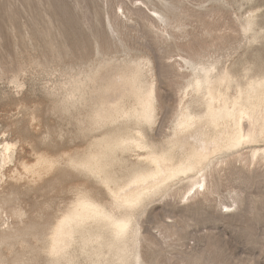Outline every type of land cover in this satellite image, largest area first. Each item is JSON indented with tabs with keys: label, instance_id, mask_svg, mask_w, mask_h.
Returning a JSON list of instances; mask_svg holds the SVG:
<instances>
[{
	"label": "rangeland",
	"instance_id": "374dc122",
	"mask_svg": "<svg viewBox=\"0 0 264 264\" xmlns=\"http://www.w3.org/2000/svg\"><path fill=\"white\" fill-rule=\"evenodd\" d=\"M139 61L150 64L156 88L147 136L162 145L202 65L228 73L231 94L264 77V0H0V142L17 143L0 181V264H51L48 234L80 192L111 206L107 189L70 159L119 124L95 126L89 88L76 105L69 93L102 65ZM136 157L118 159L130 166ZM40 158L53 168L33 174L22 166ZM122 164L118 176L127 173ZM207 178L209 195H159L140 211L143 264H264V164L231 156ZM234 198L228 211L223 204ZM76 260L93 264L87 253Z\"/></svg>",
	"mask_w": 264,
	"mask_h": 264
},
{
	"label": "bare ground",
	"instance_id": "6f19581e",
	"mask_svg": "<svg viewBox=\"0 0 264 264\" xmlns=\"http://www.w3.org/2000/svg\"><path fill=\"white\" fill-rule=\"evenodd\" d=\"M243 26L246 32L253 30L254 16ZM150 72L145 61L107 63L87 81L72 85V105L88 88L94 95L95 126L119 124L85 154L70 159L73 167L107 189L112 202L108 207L96 195L78 194L48 234L51 264H78L77 257L84 253L93 264H143L138 215L154 197L178 192L181 201L189 202L209 195V171L223 167L231 156L241 163L247 159L251 165L264 164V77L250 80L246 87L236 84L231 94L230 75L214 65H202L193 74L190 90L186 89L184 98L192 100L183 106L170 137L157 145L147 136L156 118V88L148 79ZM196 104L202 108L199 112L193 109ZM16 144L0 142V181L11 171ZM245 148H249L246 158ZM127 152L137 156L130 166L118 159ZM53 161L40 158L35 166H22L35 174L37 169L51 170ZM116 164L127 173L118 176ZM138 198L139 204L130 206L128 202ZM236 201L223 207L231 211ZM121 223L128 227L117 238L115 225Z\"/></svg>",
	"mask_w": 264,
	"mask_h": 264
},
{
	"label": "snow or ice",
	"instance_id": "6c2138e0",
	"mask_svg": "<svg viewBox=\"0 0 264 264\" xmlns=\"http://www.w3.org/2000/svg\"><path fill=\"white\" fill-rule=\"evenodd\" d=\"M128 203L130 204V206H136L139 204V198L134 201L128 202ZM127 227H128L127 224H123V223L115 225V228L117 229L116 231L117 238H119L120 236L126 233Z\"/></svg>",
	"mask_w": 264,
	"mask_h": 264
}]
</instances>
